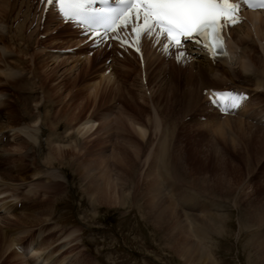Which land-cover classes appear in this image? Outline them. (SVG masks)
<instances>
[{"label": "bare ground", "instance_id": "bare-ground-1", "mask_svg": "<svg viewBox=\"0 0 264 264\" xmlns=\"http://www.w3.org/2000/svg\"><path fill=\"white\" fill-rule=\"evenodd\" d=\"M15 2L17 1L0 0V162L8 159L10 161V158L16 155L20 157L17 160L20 162L33 155L34 169L28 171L22 162L17 164L18 166L13 164L15 167L10 166V170H4L0 166V260L11 254V261L19 259L22 264H70L71 256L61 257V252L72 244L71 239L76 232H62L54 238L51 232L60 225L49 224L55 206L50 194L63 189V182H67L66 168L72 165L76 166L78 175L88 184V193L95 198L96 203L109 200L115 204L125 203L130 193L123 191L128 167L135 168V164L141 168L144 185L149 186L159 181L164 184V188L167 185L162 190H158L161 187L151 189L146 186L147 194L153 201L159 197L167 198L166 196L178 200L180 195L175 186L168 184V181L175 179L168 173V166L170 161L174 160L172 153L175 151L169 148L176 149L178 143L174 137L179 134V130L190 123H197V127L207 126L221 133L227 129L232 132L238 127L251 131L254 127L264 132L263 12L248 13L247 22L231 30L230 54L225 58L214 61L201 50L190 48L192 60L188 63L189 70L182 75L177 72L186 67L180 68V63L164 61L162 54L147 44L145 69L147 75L148 69H158L155 70L156 75L158 74L155 80L158 82L153 81L156 84H153L152 94L147 96L141 87L143 84L140 85L141 78L134 77L133 83L137 88L135 90L138 103H141L138 105L141 114L112 105L104 114L103 120L88 119L74 126L73 122L78 123L80 113L84 110V101L75 103L74 107L66 104L68 102L64 101L68 95L64 84L62 87H53L54 81L51 80L50 72L55 66L52 57L51 60L43 58L45 61L42 64H36L34 60L38 54L45 51L48 56L51 55L47 44H40L39 34L42 26L45 27L44 33L51 39L50 46L56 43L64 46L74 44L75 47L78 46V50L82 49L84 58L91 60L88 44H81L85 38H79L78 31L72 30L71 25L67 24L68 28L63 29L65 24L59 22L52 11L47 13L46 22L42 23V15L37 19V10L31 12L30 0H23V4L19 6ZM52 33L56 35L52 36ZM99 50L101 49L95 52ZM57 52L60 56H51L58 59L64 51ZM113 52L115 69H124L127 73L126 69H141L126 57L119 58L118 50L114 49ZM78 64L79 62H73L72 67ZM138 72H135L136 76ZM99 74L102 79L107 75ZM120 75L116 71V75L106 84H116L117 81L122 83ZM100 86L101 84L97 90ZM231 86L250 93L251 98L235 116L221 117L207 105L204 92L206 89H229ZM56 96L58 99H55ZM146 96L149 98L146 99ZM147 100L150 105L152 102L151 112L144 110ZM49 101H56L59 105L65 103L67 107L63 109L60 105L58 113H55L62 119L70 118L71 127L59 130L53 123L50 124L51 118L57 117L53 113L51 115ZM172 103L175 104L171 107ZM190 115V120H185ZM49 119L51 122H45L50 124H47L48 128L44 121ZM210 128L208 130H212ZM87 137L90 138L88 142ZM107 139L114 140V143L107 144ZM43 153L47 155L40 156ZM88 155L90 158L96 155L103 157L107 171L101 173L95 164L88 168L85 162L89 159ZM41 188L45 192L39 201L37 194ZM21 198H31L32 203ZM154 203L156 205L153 207L158 208L159 213L168 209L161 205L162 203ZM189 244L187 243L188 247ZM56 246L59 248L55 249ZM188 247L185 251H189Z\"/></svg>", "mask_w": 264, "mask_h": 264}, {"label": "rangeland", "instance_id": "rangeland-1", "mask_svg": "<svg viewBox=\"0 0 264 264\" xmlns=\"http://www.w3.org/2000/svg\"><path fill=\"white\" fill-rule=\"evenodd\" d=\"M15 1L18 6L23 3V0ZM35 7L36 3L33 2L31 10L35 11ZM62 28L67 29L68 26L63 25ZM40 38L45 39L44 34ZM43 42H46L51 49V55L60 56L57 51L64 52L60 59H57L55 56L44 54L45 51L37 55L34 60L36 64H42L45 61L43 58L49 60L52 57L55 66L50 72L51 80L54 81L53 87H62L64 84L63 87L66 88L68 95L64 101L68 102L66 104L74 107L75 103L84 101L82 106L84 110L80 113L78 123L73 122L74 126L88 119L103 120L104 113H107L112 105L117 108V104L126 110L141 114L138 108L141 103H138L135 90L137 88L133 83L134 77L141 78V69H126L128 73L124 72V69H115L112 49V53L107 54L113 58L112 66H109L113 70L102 79L99 73L103 74L108 68L105 67V62L101 63L105 58L92 62V59L84 58L82 49H74V44L64 46L56 43L57 46L56 44L50 46L52 45L50 37ZM67 48L72 49L73 55L80 54L82 60L81 57L67 53ZM104 50L108 51L101 49L97 52L104 53ZM126 58L130 61L128 57ZM70 59L79 63L84 60L85 63L82 62L83 65L73 68ZM131 61L135 64L133 60ZM137 66L140 67L139 63ZM180 68L186 69H179L177 73L180 75L189 70L185 65ZM121 70L123 73L120 72ZM137 70L139 72L136 76ZM155 70L148 69L147 88L140 82L147 96L152 94L153 84L158 82L155 80L158 77ZM116 71L121 74L122 83L117 81L116 84L115 82L106 84L116 75ZM147 96L146 99L149 98ZM55 99L58 97L56 96ZM54 102L56 101H52L51 104L49 101L48 107L53 108L50 109V113L57 118H51L52 122L49 119L44 123L51 122L50 124L53 123V126H57L59 130L71 127L70 118L62 119L55 113H58L61 104L56 102L55 107ZM64 102L62 103L64 105H61L63 109L67 107ZM173 104L175 103H172L171 107ZM151 105L149 101L146 102L144 110L151 112ZM43 110L41 112L44 114ZM190 117L191 115L187 116L185 120H190ZM45 124L46 127L50 126L49 123ZM196 127L197 123H190L179 130V134L174 137L178 143L176 149L169 148L175 151L172 153L174 160L170 161L168 173L175 179L173 183L168 181V184L175 186L176 192L180 195L178 200L166 196L167 198L159 197L153 201V198L147 194V187L151 189L161 187L158 190H162L164 184L159 181L149 186L144 185L141 168L135 164V168L128 167L124 184L123 191L130 192L128 200L121 204L119 202L115 204L110 200L96 203L95 198L88 193V184L78 175L76 166L66 168L67 182H69H63L64 187L58 193L50 194L55 206L49 225H60L51 232L53 237H58L62 232L66 234L76 232L75 238L71 239L72 244L68 248H62L61 257L70 255V264H264V132L254 127V131L238 127L232 132L227 129L222 133L215 132L217 129L207 126L205 128L198 126L197 129ZM209 128L213 131L208 130ZM98 131L101 133L100 130ZM88 138H86L87 142ZM107 140L109 145L114 143V140ZM44 155L47 154L43 153L40 156ZM97 156L90 158L88 155L86 165L88 164V168L96 165L95 167L98 166V170L104 173L107 171L104 158ZM16 157L10 158V161L3 160L0 166L4 170H10V166L22 162L28 171L34 169L33 155L25 157L20 162L17 161L20 157L18 155ZM42 189L38 190L39 201L45 192ZM21 199L30 200L29 203H32L31 198ZM154 202L168 207L167 212L164 210L159 213L158 208L153 207L154 204L156 205ZM28 238L29 236L25 239L26 242ZM185 243L187 247V243H190L189 251H185L187 248ZM58 248L59 246H56L55 249ZM10 256L11 254L2 258L0 264H22L19 259L11 261Z\"/></svg>", "mask_w": 264, "mask_h": 264}, {"label": "snow or ice", "instance_id": "snow-or-ice-1", "mask_svg": "<svg viewBox=\"0 0 264 264\" xmlns=\"http://www.w3.org/2000/svg\"><path fill=\"white\" fill-rule=\"evenodd\" d=\"M56 5L64 21L76 22L89 34L111 36L122 29L135 35L136 51L141 52L144 37L154 39L171 55L177 49V59L188 54L185 45L191 41L209 52L226 55L223 29L242 22V5L249 9H264V0H46ZM97 3L106 6L97 8ZM101 29L103 30L101 32ZM122 43H125L122 41ZM248 97L242 93H216L215 104L227 111L245 105Z\"/></svg>", "mask_w": 264, "mask_h": 264}]
</instances>
